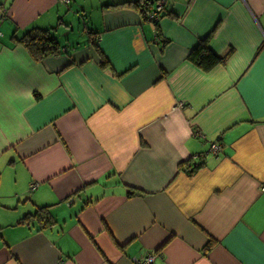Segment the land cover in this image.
<instances>
[{
	"label": "crops",
	"instance_id": "0c3cea01",
	"mask_svg": "<svg viewBox=\"0 0 264 264\" xmlns=\"http://www.w3.org/2000/svg\"><path fill=\"white\" fill-rule=\"evenodd\" d=\"M144 1L0 0V264H264V0Z\"/></svg>",
	"mask_w": 264,
	"mask_h": 264
},
{
	"label": "trees",
	"instance_id": "16d2710c",
	"mask_svg": "<svg viewBox=\"0 0 264 264\" xmlns=\"http://www.w3.org/2000/svg\"><path fill=\"white\" fill-rule=\"evenodd\" d=\"M142 3L144 5L142 7H145V12L143 14L141 13L142 18L144 20H148V8L150 7V5L147 2ZM16 42L23 45L27 52L30 54V56H32L33 59L36 61H42L46 57L55 56L59 53L60 50L58 42L52 35V30L47 29H31L27 31L22 37L17 39ZM206 42L207 37L202 39L201 42H199L198 46H196L195 49L190 51L188 60L196 64L201 70L207 72L211 70L214 66L218 64H223L225 62V59L222 58V56L214 54L208 48V46H206ZM93 48L98 54H101L100 48L97 44H94ZM100 64L102 66H105V63L103 61H100ZM197 156L199 157L200 155ZM196 159L190 165L191 168L188 171L189 177H191L193 175V172H195L201 166V163H199ZM28 216L38 219L45 225H50L53 222V218L50 213H48L47 207L39 208L34 214Z\"/></svg>",
	"mask_w": 264,
	"mask_h": 264
},
{
	"label": "built area",
	"instance_id": "2783aa9c",
	"mask_svg": "<svg viewBox=\"0 0 264 264\" xmlns=\"http://www.w3.org/2000/svg\"><path fill=\"white\" fill-rule=\"evenodd\" d=\"M60 1H61V2H64L65 4L68 3L67 0H60ZM166 1H167V0H160V1H159L158 7H157V10H158V11H161V6H162ZM149 18H151L152 20H155L154 16L151 15V14L149 15ZM218 150H219V146H218V144H216V143H212V144L210 145L209 153L211 152L212 154H216ZM197 157H198L197 155L194 156V159L197 158ZM31 189H34V185H32ZM151 259H152L151 257H147V258L145 259L144 262H147V264H149V263L151 262V261H150Z\"/></svg>",
	"mask_w": 264,
	"mask_h": 264
},
{
	"label": "rangeland",
	"instance_id": "374dc122",
	"mask_svg": "<svg viewBox=\"0 0 264 264\" xmlns=\"http://www.w3.org/2000/svg\"><path fill=\"white\" fill-rule=\"evenodd\" d=\"M67 1L69 2V1H71V0H67ZM74 1H76V0H74ZM62 3L65 4L64 2H62ZM65 5H67V4H65ZM72 5H73V4H72ZM70 6H71V5H70ZM85 6H86V8L89 9L91 5H89V3H85ZM66 13H73V10L69 8L68 10H66ZM69 15H71V14H69ZM149 19H150V18H149ZM149 19H148V20H149ZM73 26L75 27L76 25H73Z\"/></svg>",
	"mask_w": 264,
	"mask_h": 264
},
{
	"label": "bare ground",
	"instance_id": "6f19581e",
	"mask_svg": "<svg viewBox=\"0 0 264 264\" xmlns=\"http://www.w3.org/2000/svg\"><path fill=\"white\" fill-rule=\"evenodd\" d=\"M158 1H160V0H158ZM69 3H70V1H69L67 4H69ZM166 3H167V1L161 6V10H163V9L165 8ZM155 11H158L157 8H156ZM149 15H150V14H148V18H149ZM196 136H197V135H196ZM202 156H203V155H202Z\"/></svg>",
	"mask_w": 264,
	"mask_h": 264
},
{
	"label": "water",
	"instance_id": "95a60500",
	"mask_svg": "<svg viewBox=\"0 0 264 264\" xmlns=\"http://www.w3.org/2000/svg\"><path fill=\"white\" fill-rule=\"evenodd\" d=\"M144 2L149 3L151 6H152V4H154V0H145Z\"/></svg>",
	"mask_w": 264,
	"mask_h": 264
}]
</instances>
